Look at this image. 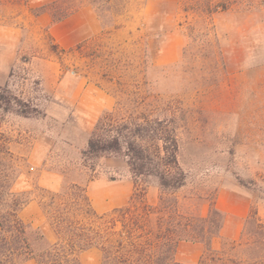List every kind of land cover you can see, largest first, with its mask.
<instances>
[{
	"label": "rangeland",
	"instance_id": "374dc122",
	"mask_svg": "<svg viewBox=\"0 0 264 264\" xmlns=\"http://www.w3.org/2000/svg\"><path fill=\"white\" fill-rule=\"evenodd\" d=\"M50 1L0 0V28H12L0 41V148L13 154L0 152V168L13 165L8 182L0 183L12 182L17 191L20 178L31 187L19 192L41 195L36 180L50 171L61 176L52 191L81 185L100 213L126 205L134 191L126 159H86L82 151L104 110L147 102L170 107L178 117L187 182L170 195L182 211L205 216L218 191L231 188L247 192L264 215V3L209 13L205 5L220 0H57L58 8L76 4L85 23L97 18L100 25L63 49L36 19ZM86 84L111 99L93 117L77 99ZM23 109L29 114H20ZM161 194L151 178L148 202L157 204ZM228 242L212 248L226 258L244 253L239 239L235 247ZM0 250V264H14ZM95 254L84 258L110 264L102 251Z\"/></svg>",
	"mask_w": 264,
	"mask_h": 264
},
{
	"label": "trees",
	"instance_id": "16d2710c",
	"mask_svg": "<svg viewBox=\"0 0 264 264\" xmlns=\"http://www.w3.org/2000/svg\"><path fill=\"white\" fill-rule=\"evenodd\" d=\"M258 1L220 0L213 5L209 1L205 10L209 13L225 11L234 4L251 9ZM41 8L50 14L52 21L58 22L80 6L73 4L60 9L57 0H51ZM19 113L29 114L24 109ZM179 127L174 110L147 102L136 105L118 102L113 109L102 112L82 155L86 159L121 156L126 159L134 181L128 203L104 213H98L92 206L87 189L75 183L61 192L37 186L44 192L41 195L13 190L12 182L4 184L13 170V165L7 163L4 169L0 168V178L4 181L0 183V249L6 251L10 261L14 259V264L26 259H35L38 264H80L78 253L92 247L100 248L110 264H180L174 259L178 245L192 241L208 244L197 264H207L209 260L214 264L227 261L264 264V217L257 201L252 202L238 238L244 253L237 258H226L219 255L211 243L221 236L227 215L212 204L205 216L196 217L182 211L179 198L170 195L187 182L179 160ZM0 152L13 155L8 147ZM153 177L162 191L157 204L147 199ZM32 199L41 204L55 233V241L40 227L20 218V210ZM226 240L235 247L237 239ZM207 252L214 255L208 257Z\"/></svg>",
	"mask_w": 264,
	"mask_h": 264
},
{
	"label": "crops",
	"instance_id": "0c3cea01",
	"mask_svg": "<svg viewBox=\"0 0 264 264\" xmlns=\"http://www.w3.org/2000/svg\"><path fill=\"white\" fill-rule=\"evenodd\" d=\"M150 1H159L161 3L168 2L167 0ZM177 1L178 0H176L175 2ZM86 10H88L89 12L91 11V9ZM81 12V9H78L65 19L58 22L52 21V18L47 12L38 14L36 16V19L37 21L42 23L43 26H48L50 32L55 38V41L60 45V47H62L63 49H69L72 47H76L88 37L96 34L100 29L97 18L94 20V23L92 25L87 24L80 18ZM10 30H12V28L9 29V27L5 26L0 28V41H3L8 37L11 32ZM14 32H16L15 29ZM17 38L14 37V58L17 51L20 50ZM169 40L170 38L167 39V41ZM77 99L80 100L79 105L89 107L84 113L90 117L98 115L100 111L108 108L111 104V99L108 94L103 93L100 88L92 87L90 84H86L83 86L82 90L80 91V97ZM25 180H28V178H26ZM36 182L37 186L47 188L49 190H57L61 184V176L58 173L46 171V173H41L38 176ZM14 184H16L18 188H20V190L17 191L25 190L28 187H31L28 186V183L26 181L20 178H18V180L16 181V183L14 182ZM214 204L220 211L224 212L227 215L221 236L215 237L211 243L213 248H217L219 247L220 240L222 239L231 240L239 238L242 230L243 220L249 214L252 200L247 192L240 189L221 188L217 193ZM111 209H104L102 210V213L107 212ZM95 210L100 213V211H98L96 208ZM19 216L25 222L30 223L35 227H40L50 240L55 241L56 237L53 228L50 225L48 218L37 199L30 200L20 210ZM205 249V244L201 242L182 241L178 245L174 258L176 262L181 264H197L200 261ZM98 251H101V249L98 247H92L80 251L78 253L80 264H100L99 260L97 259L98 257H96L93 261L84 258L85 255H88L92 252L95 254ZM20 264L38 263L35 259H26L23 260Z\"/></svg>",
	"mask_w": 264,
	"mask_h": 264
}]
</instances>
